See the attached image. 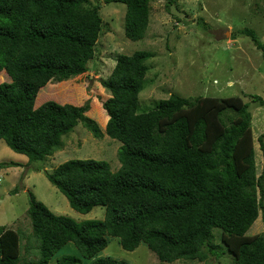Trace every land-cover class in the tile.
<instances>
[{"label": "trees", "instance_id": "1", "mask_svg": "<svg viewBox=\"0 0 264 264\" xmlns=\"http://www.w3.org/2000/svg\"><path fill=\"white\" fill-rule=\"evenodd\" d=\"M102 1L125 5L127 38L145 37L151 0ZM175 1L166 0V9ZM99 8L89 0H0V140L29 163L61 150L62 138L78 123L95 138L107 134L121 142L116 170L91 158L68 159L43 170L74 210L88 213L103 206L104 217L78 221L55 214L28 191L31 233L25 232L27 238L21 230L0 225V264H51L68 242L78 256L62 255L55 264H81L82 259L129 264L95 258L108 236L125 250L145 243L169 264L222 256H228V264H264V231L248 233L259 215L264 224V133L257 137L262 155L258 173L250 102L238 95L172 93L138 112L147 60L154 56L150 50L116 56L102 81L108 91L100 101L103 131L87 116L90 105L37 97L48 82L87 71L85 63L94 58L105 25ZM240 32L264 57V40L251 28ZM251 96L264 105L260 95ZM14 164L0 162V167Z\"/></svg>", "mask_w": 264, "mask_h": 264}, {"label": "rangeland", "instance_id": "2", "mask_svg": "<svg viewBox=\"0 0 264 264\" xmlns=\"http://www.w3.org/2000/svg\"><path fill=\"white\" fill-rule=\"evenodd\" d=\"M89 1L100 6L99 14L105 25L94 58L85 63L87 71L67 80L48 82L39 90L37 97L48 96L61 103L90 105L86 114L103 131L105 117L100 101L108 95V91L102 86V81L107 80L116 56L136 50L153 51L154 56L147 60L149 70L144 79L145 87L139 93L138 112L150 109L159 98H167L172 93L185 97H242L250 102L255 161L259 173L262 155L257 137L264 133V105H258L251 95L264 98V57L257 52L249 35L240 30L251 28L260 40H264V0H176L169 10L165 7L166 0H151L146 35L136 41L124 34V4ZM3 79L0 76V81ZM62 141L61 150L44 160L29 163L25 155L13 151L4 140H0V162L5 165L17 163L0 167V225L21 230L28 238L25 232L31 233L32 229L26 212L28 191L55 214L67 215L78 221L104 217L103 206H95L88 213L74 210L66 197L48 181L43 170H52L68 159L87 158L105 160L112 170H116L120 166L117 150L121 142L107 134L95 138L82 123H78ZM34 167L41 169L36 171ZM15 186L19 188L18 192L10 193ZM262 231L264 224L259 215L248 233ZM108 241L95 258L111 257L129 264H169L160 262L145 243L134 250H125L116 237L108 236ZM25 244L26 239H23L22 253ZM62 255L78 256V250L72 242H68L55 253L51 264H55V260ZM91 261L82 259L81 264ZM185 261L177 259L175 262L192 264ZM228 261V256L210 257V261L194 264H228Z\"/></svg>", "mask_w": 264, "mask_h": 264}, {"label": "crops", "instance_id": "3", "mask_svg": "<svg viewBox=\"0 0 264 264\" xmlns=\"http://www.w3.org/2000/svg\"><path fill=\"white\" fill-rule=\"evenodd\" d=\"M66 244H67V243H66ZM66 244H65V245H66ZM62 247H63V246H62ZM62 247H61V248H62ZM54 256H55V255H54ZM53 259H54V257H53ZM53 259H52V260H53ZM52 260H51V262H52Z\"/></svg>", "mask_w": 264, "mask_h": 264}]
</instances>
